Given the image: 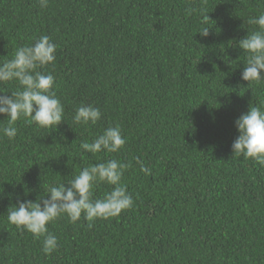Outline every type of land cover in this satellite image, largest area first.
Returning <instances> with one entry per match:
<instances>
[{"label": "trees", "instance_id": "trees-1", "mask_svg": "<svg viewBox=\"0 0 264 264\" xmlns=\"http://www.w3.org/2000/svg\"><path fill=\"white\" fill-rule=\"evenodd\" d=\"M262 12L264 0H0V62L48 35L56 59L38 70L54 75L65 114L55 129L21 118L14 139L0 133V264H264V166L231 148L234 121L264 106V80L241 79L238 45ZM81 104L101 119L73 124ZM117 124L119 152L80 148ZM109 159L128 165L134 204L119 216L50 222L51 254L8 221L17 193L47 198L48 183Z\"/></svg>", "mask_w": 264, "mask_h": 264}, {"label": "clouds", "instance_id": "clouds-1", "mask_svg": "<svg viewBox=\"0 0 264 264\" xmlns=\"http://www.w3.org/2000/svg\"><path fill=\"white\" fill-rule=\"evenodd\" d=\"M39 3L45 8L48 0H39ZM247 23L258 27L238 41L239 48L248 53L241 79L260 82L264 80V12L249 17ZM199 33L208 36L209 27H204ZM56 47L48 35H41L32 44L17 47L10 59L0 62V83H18V87L10 92L0 89V116L6 118V122L0 124L3 137L12 140L17 136L15 125L21 118L40 128L55 129L65 122L64 106L53 87L54 75L38 70L55 62ZM101 117L98 107L81 104L75 110L72 123L94 125ZM234 125L239 134L231 145L233 154L255 159L264 166V106L250 105ZM125 143L121 126L117 124L105 128L91 142L82 141L80 148L93 155L117 153ZM127 168L128 165L118 159H109L82 168L67 180V186L58 181L48 183L46 191L50 196L47 198L39 195L35 201L20 199L17 193V203L9 206L7 219L18 228L31 232L35 238L43 237V251L51 254L58 247V240L48 230L50 222L66 215L75 223L83 215L91 227V222L97 218L116 217L133 206V196L122 183ZM99 183L113 187L103 197L95 198L94 187ZM27 194L26 191L25 196Z\"/></svg>", "mask_w": 264, "mask_h": 264}]
</instances>
